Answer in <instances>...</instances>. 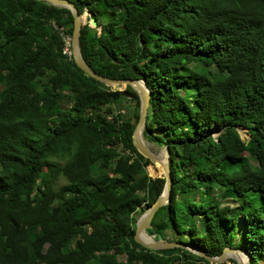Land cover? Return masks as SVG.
Segmentation results:
<instances>
[{"label": "trees", "instance_id": "obj_1", "mask_svg": "<svg viewBox=\"0 0 264 264\" xmlns=\"http://www.w3.org/2000/svg\"><path fill=\"white\" fill-rule=\"evenodd\" d=\"M68 1L99 28L79 30L85 64L149 92L142 137L167 149L170 190L146 234L264 264V0ZM60 33L68 10L0 0V264H210L134 242L164 184L132 145L138 97L86 76ZM119 97L132 120L112 113Z\"/></svg>", "mask_w": 264, "mask_h": 264}, {"label": "water", "instance_id": "obj_2", "mask_svg": "<svg viewBox=\"0 0 264 264\" xmlns=\"http://www.w3.org/2000/svg\"><path fill=\"white\" fill-rule=\"evenodd\" d=\"M35 1L43 2L45 4L57 8H64L69 11L72 17V33H71V43H70L72 60L75 66L79 70H81L86 76L90 77L91 79L99 82L104 86L118 88L119 89L118 91H122L126 86H129L131 90L136 94L139 101V107H138L137 121L131 135L132 145L135 148V150L138 152V154H140L143 158L147 159L152 165L157 164L158 162L157 156L152 154L147 148V146L140 139V136L142 137V130L145 124L146 110L149 99V92L145 87L144 82L142 80L139 81L118 80V79H110L104 76H100L95 74L85 64V62L81 58L78 47L79 30L81 26H84L85 24H88V28H87L88 32L92 35L96 34L99 30V28L96 27V22L94 21V19L91 18L88 19L87 21L85 20L86 14L90 16L89 12L84 11L82 14H79L75 9V7L73 6V4L68 0H35ZM162 150H164L166 154V163L161 167V173L157 177H162L164 179L163 188L159 196L156 198V200L150 206L145 208L138 217H136L134 223V233H133L134 242L140 245L142 248L152 251L171 249L174 247L182 248L198 257L203 258L210 264H222L227 257L233 259V257L231 256H233L234 254H241L243 257H245V264H248L249 257L246 254V252L243 251L242 249H232L226 247L222 250L220 255L216 257H209L204 255L200 250L194 249L190 246L162 240L159 235H156V238H154L153 236H149L146 234L145 230L150 228V220L153 217L155 211L161 206L167 204L169 200L170 177H169V167H168L169 161L167 159L168 152L166 148H162ZM141 233L145 235V239L140 238L139 235ZM236 264L238 263L236 262Z\"/></svg>", "mask_w": 264, "mask_h": 264}, {"label": "rangeland", "instance_id": "obj_3", "mask_svg": "<svg viewBox=\"0 0 264 264\" xmlns=\"http://www.w3.org/2000/svg\"><path fill=\"white\" fill-rule=\"evenodd\" d=\"M85 14V13H84ZM86 21L88 20V15L86 14V17H85ZM109 19V14L108 13H105L103 14L101 17H99V20L100 22H106L108 21ZM87 23V22H86ZM112 89H116V90H119L118 88H114V87H111ZM122 90V89H120ZM134 103L126 98V97H119V100L114 102L112 104V113L113 114H119L121 115L122 119L123 120H132V116H133V113H134V107H133ZM238 134L240 136L241 139H246L247 138V132L245 129L243 128H238ZM215 135V133H214ZM144 141V144H146L147 148L149 149V151L156 155L158 154L159 156L161 157H165L164 155V150H162V148H159V147H156L155 145H153L152 143H149L147 141ZM154 152V153H153ZM146 171H147V174L148 176L150 177H154L150 174L148 168H146ZM64 183V180L62 178H58L57 179V186H60ZM196 198L193 196V199ZM224 203H227L229 206H234L236 203L234 201H232L231 199L227 198ZM145 208L143 206H140L136 209L135 213H134V217H138L140 215V213L144 210ZM240 223H241V220H240ZM166 237L168 240H174L176 238V235L172 234V233H168L166 234ZM239 240H240V227L238 226L237 229L235 230V240L233 241V245L236 246V245H239ZM228 260H231L234 262V264H236V262L231 259V258H227L224 260L223 263L225 264H230L228 262Z\"/></svg>", "mask_w": 264, "mask_h": 264}, {"label": "bare ground", "instance_id": "obj_4", "mask_svg": "<svg viewBox=\"0 0 264 264\" xmlns=\"http://www.w3.org/2000/svg\"><path fill=\"white\" fill-rule=\"evenodd\" d=\"M140 139H141V141H143V139H142L141 136H140ZM143 143H144V141H143ZM164 155H165V157L163 158V157L159 156L158 154H156L158 162H157V164H154V165L158 168V170L160 171V173H161V167L166 163V154H165V151H164ZM139 236H140L141 239H145V235L143 233H141ZM231 257H233V259L238 264H245V257H243L241 254H234ZM227 258H229V257H227Z\"/></svg>", "mask_w": 264, "mask_h": 264}, {"label": "built area", "instance_id": "obj_5", "mask_svg": "<svg viewBox=\"0 0 264 264\" xmlns=\"http://www.w3.org/2000/svg\"><path fill=\"white\" fill-rule=\"evenodd\" d=\"M60 37L63 42L61 53L69 60L72 57L70 46L71 36L60 33Z\"/></svg>", "mask_w": 264, "mask_h": 264}]
</instances>
